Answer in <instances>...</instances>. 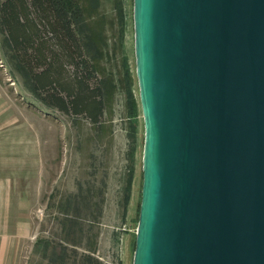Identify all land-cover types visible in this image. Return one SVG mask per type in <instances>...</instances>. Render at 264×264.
Masks as SVG:
<instances>
[{
    "label": "water",
    "instance_id": "water-1",
    "mask_svg": "<svg viewBox=\"0 0 264 264\" xmlns=\"http://www.w3.org/2000/svg\"><path fill=\"white\" fill-rule=\"evenodd\" d=\"M133 264H264V0H134Z\"/></svg>",
    "mask_w": 264,
    "mask_h": 264
},
{
    "label": "rangeland",
    "instance_id": "rangeland-1",
    "mask_svg": "<svg viewBox=\"0 0 264 264\" xmlns=\"http://www.w3.org/2000/svg\"><path fill=\"white\" fill-rule=\"evenodd\" d=\"M82 4L84 39H97L88 54L102 46L98 78H87L95 90L96 81L105 84L96 122L86 110L63 112L36 97L0 27V264H133L145 133L134 0ZM66 60L53 70L76 89L84 72ZM55 87L41 97L52 98ZM83 99L90 106L89 92Z\"/></svg>",
    "mask_w": 264,
    "mask_h": 264
},
{
    "label": "trees",
    "instance_id": "trees-1",
    "mask_svg": "<svg viewBox=\"0 0 264 264\" xmlns=\"http://www.w3.org/2000/svg\"><path fill=\"white\" fill-rule=\"evenodd\" d=\"M119 6L122 8V2ZM84 21L85 9L82 0H0V27L5 34V41L27 71L35 96L48 106H54L63 112L80 114L86 110L96 122L105 108V84L96 81L95 90L88 85L87 78L88 82L90 78H98L95 60L102 55V46L98 48L96 56L88 54L97 39L92 33V40L89 38L85 41ZM54 42L65 53V57L55 50ZM66 59L72 61L77 70L84 72L78 79L76 89L64 86L53 70L55 65L57 71L63 69ZM55 84L52 98H42L41 89L53 87ZM84 92L91 95L90 106L85 105ZM134 124L133 128H136L137 122ZM131 153L133 154V150ZM132 175H129L125 202L128 200Z\"/></svg>",
    "mask_w": 264,
    "mask_h": 264
},
{
    "label": "crops",
    "instance_id": "crops-1",
    "mask_svg": "<svg viewBox=\"0 0 264 264\" xmlns=\"http://www.w3.org/2000/svg\"><path fill=\"white\" fill-rule=\"evenodd\" d=\"M10 148V147H9Z\"/></svg>",
    "mask_w": 264,
    "mask_h": 264
}]
</instances>
